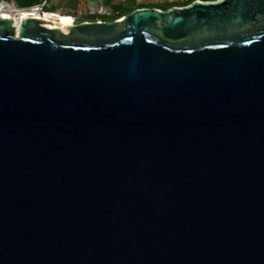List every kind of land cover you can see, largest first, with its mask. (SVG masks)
I'll use <instances>...</instances> for the list:
<instances>
[{
  "label": "water",
  "instance_id": "water-1",
  "mask_svg": "<svg viewBox=\"0 0 264 264\" xmlns=\"http://www.w3.org/2000/svg\"><path fill=\"white\" fill-rule=\"evenodd\" d=\"M0 264H264V0L0 17Z\"/></svg>",
  "mask_w": 264,
  "mask_h": 264
},
{
  "label": "rangeland",
  "instance_id": "rangeland-1",
  "mask_svg": "<svg viewBox=\"0 0 264 264\" xmlns=\"http://www.w3.org/2000/svg\"><path fill=\"white\" fill-rule=\"evenodd\" d=\"M12 1L18 6L16 0H12ZM72 1H73V5L71 6ZM173 1L177 4H184L185 2V0H173ZM193 1L194 0H192V2ZM113 2H114L113 3L114 6L127 5L126 0H114ZM136 3L144 4V5L171 4V3H168V0H136ZM81 4H83L85 8L88 9L89 11H95V10L97 11L101 5L99 0H48V4H47V7L45 8V11L50 12L54 10L55 13H51V14L59 15L60 17L65 18V19L69 18L73 22V19L65 15L72 14V12H78V10H80ZM37 6H40V4H36L33 7H37ZM108 7H110L112 10L111 6H108ZM112 15H113V10H112ZM83 20L96 21L97 19L95 17L86 15L83 19L80 20V22ZM101 20L113 21V19L108 18V17H103L101 18Z\"/></svg>",
  "mask_w": 264,
  "mask_h": 264
},
{
  "label": "built area",
  "instance_id": "built-area-1",
  "mask_svg": "<svg viewBox=\"0 0 264 264\" xmlns=\"http://www.w3.org/2000/svg\"><path fill=\"white\" fill-rule=\"evenodd\" d=\"M101 5L99 9L96 11H89L85 8L83 4L80 5V10H78L77 14L79 17L83 16H91L97 18V20L103 18V17H111L112 16V10L110 7L104 5L102 3V0H99ZM192 0H185V2H188ZM208 1V0H204ZM168 3H175L173 0H168ZM48 0L42 3L40 6L28 8V9H21L19 8L12 0H0V17H7V18H13L17 22L19 21V18H21L20 14H25L27 16L31 15L26 12H34L39 15L45 16V15H51V13L45 12V8L47 7ZM72 19V18H71ZM74 22V19H73Z\"/></svg>",
  "mask_w": 264,
  "mask_h": 264
},
{
  "label": "trees",
  "instance_id": "trees-1",
  "mask_svg": "<svg viewBox=\"0 0 264 264\" xmlns=\"http://www.w3.org/2000/svg\"><path fill=\"white\" fill-rule=\"evenodd\" d=\"M46 0H16L19 8L21 9H27V8H33L34 5L36 4H42ZM114 0H102V3L106 6H111L113 10V15L111 18L113 20L119 19L124 15H127L129 13L134 12L137 9L141 8H158V9H163L167 10L173 6H184V5H189L191 1L184 2V4H177V3H171V4H154V5H144V4H137L136 0H126L127 5H122V6H114L113 2ZM76 4V3H75ZM74 4V5H75ZM73 5V1L71 3V6ZM50 13H55V11H50Z\"/></svg>",
  "mask_w": 264,
  "mask_h": 264
},
{
  "label": "bare ground",
  "instance_id": "bare-ground-1",
  "mask_svg": "<svg viewBox=\"0 0 264 264\" xmlns=\"http://www.w3.org/2000/svg\"><path fill=\"white\" fill-rule=\"evenodd\" d=\"M26 13H29L31 15V17H34V18H41V19H45V20H48V21H51V22H57V23H62V24H68V25H73L72 21L69 19V18H62L60 17L59 15H56V14H51V15H45V16H42V15H39L37 13H34V12H26ZM21 18H19V20H22V17L25 15L24 13L23 14H20ZM18 26L19 24L16 25V30H18Z\"/></svg>",
  "mask_w": 264,
  "mask_h": 264
},
{
  "label": "flooded vegetation",
  "instance_id": "flooded-vegetation-1",
  "mask_svg": "<svg viewBox=\"0 0 264 264\" xmlns=\"http://www.w3.org/2000/svg\"><path fill=\"white\" fill-rule=\"evenodd\" d=\"M45 12L50 13L48 11H45ZM65 16H68V17L74 19V22H72L73 24H79V23H83V22H92V21H88V20H83L80 22V20L83 19L85 16L79 17L77 12H72V14H66ZM96 21H98V20H96ZM99 21H103V20L99 19ZM14 26H15V23H12V27H14ZM65 33H69V31H67Z\"/></svg>",
  "mask_w": 264,
  "mask_h": 264
},
{
  "label": "snow or ice",
  "instance_id": "snow-or-ice-1",
  "mask_svg": "<svg viewBox=\"0 0 264 264\" xmlns=\"http://www.w3.org/2000/svg\"><path fill=\"white\" fill-rule=\"evenodd\" d=\"M219 46V45H218Z\"/></svg>",
  "mask_w": 264,
  "mask_h": 264
}]
</instances>
